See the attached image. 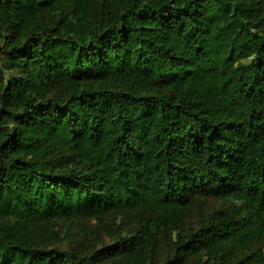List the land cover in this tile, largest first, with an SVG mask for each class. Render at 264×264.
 <instances>
[{
  "label": "trees",
  "instance_id": "obj_1",
  "mask_svg": "<svg viewBox=\"0 0 264 264\" xmlns=\"http://www.w3.org/2000/svg\"><path fill=\"white\" fill-rule=\"evenodd\" d=\"M197 194L223 204L193 230ZM109 213L133 225L100 248L38 233ZM167 228L161 264L264 257V0H0V264L123 263Z\"/></svg>",
  "mask_w": 264,
  "mask_h": 264
},
{
  "label": "rangeland",
  "instance_id": "obj_2",
  "mask_svg": "<svg viewBox=\"0 0 264 264\" xmlns=\"http://www.w3.org/2000/svg\"><path fill=\"white\" fill-rule=\"evenodd\" d=\"M222 204L223 201L212 194H197L193 199V212L185 220V223L191 224L193 230H195L201 222L211 215L214 209ZM132 225L133 222L127 220L126 216L109 213L99 218L84 217L77 221H56L49 226L40 227L38 233L47 244L68 248L73 247L80 251H86L93 249L94 246L100 248L105 243H111L113 241V232L116 234L128 233ZM174 237L175 231L173 234L171 229L167 228L161 233L159 237L160 245L153 254L141 257L131 256L125 258L123 263L117 260V264H161L167 255H172ZM251 248H261L264 254V245L259 242H255ZM236 253L237 255L239 254L238 252ZM226 256L233 261L236 259L231 254H226ZM202 257L206 259L205 264H211L212 261L207 254H201L200 256L190 255L186 258V261L188 260L187 263L184 264H204ZM256 264H264V257Z\"/></svg>",
  "mask_w": 264,
  "mask_h": 264
}]
</instances>
